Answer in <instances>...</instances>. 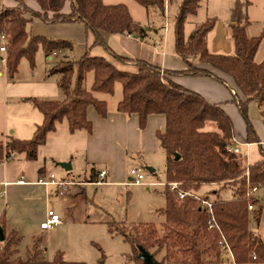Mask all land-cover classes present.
I'll list each match as a JSON object with an SVG mask.
<instances>
[{
	"label": "trees",
	"instance_id": "trees-1",
	"mask_svg": "<svg viewBox=\"0 0 264 264\" xmlns=\"http://www.w3.org/2000/svg\"><path fill=\"white\" fill-rule=\"evenodd\" d=\"M16 1L17 6L0 9V33L7 36L5 66L9 76L17 74L22 57H27L34 65L40 47L46 52L74 50L73 43L68 40L31 38L27 27L35 18L48 23L82 22L95 37L93 45L107 50L114 61L92 55L87 50L78 60L67 56L50 68L48 74L57 76L60 97L31 98L43 114V123L37 126L29 140L13 139L5 146L0 143V158L14 153H27V158H35L47 135L64 119L71 132L83 129L92 133L94 125L88 117V109L93 107L99 115L107 117L108 103L100 100L98 95L114 94L116 85L120 84L122 99L117 110L127 115L137 114L140 128L147 126L153 114L166 117L165 128L158 130L156 136L167 157V205L163 214L168 232L159 236L155 226L138 225L130 229L123 224L118 231L128 241L148 251L156 264L188 261L219 264L223 251L218 243L220 233L209 227L211 213L201 209L198 202L196 206L193 195L204 184L224 186L232 182L230 188L234 198L212 201L213 216L228 239L237 264L264 262V245L252 227L261 219L262 203L255 194L247 196L250 188L264 186V148L260 147L262 159L248 165L246 155L231 150L235 129L229 114L219 104L173 80V76H206L223 83L231 80L236 88L234 99L246 122L247 143L260 142L248 116V104L254 101L264 108V60L257 62L255 59L263 35L249 36L247 33L251 23L248 16L250 1L236 0L231 9L230 28L235 48L232 54L209 49L208 36L217 24L216 18H208L188 36L185 34V24L189 16L197 14L202 0L181 2L174 19V32L176 53L188 65L184 70L163 69L158 64L119 55L110 48L106 35H129L141 40H147L149 36V28L133 18L126 4H106L103 0ZM29 1H36L39 9L31 8ZM135 1L148 12H158L165 19V0ZM115 61L135 63L137 71L121 70ZM90 76L93 82L89 89ZM247 170L249 177L245 175ZM241 176L243 179L239 180ZM88 181H99L97 170H92ZM171 182L180 183L178 189L188 195L181 199L177 191L171 190ZM250 203L253 209H249ZM0 226L5 228L4 218L0 220ZM203 238L208 240L206 248L205 245L201 247ZM21 241L18 232L5 233V241L0 245V264H85L67 261L61 252L52 261L46 260L40 251H28L23 257L19 249ZM160 253L162 258L158 259L156 255ZM135 257L136 264H144L138 250Z\"/></svg>",
	"mask_w": 264,
	"mask_h": 264
},
{
	"label": "rangeland",
	"instance_id": "rangeland-1",
	"mask_svg": "<svg viewBox=\"0 0 264 264\" xmlns=\"http://www.w3.org/2000/svg\"><path fill=\"white\" fill-rule=\"evenodd\" d=\"M182 1L183 0L170 1L172 4L170 5L169 3L170 6L168 5L167 8L165 17L166 24L170 23L171 26L174 25V19ZM262 1L264 0H257L254 5H249L248 10H250V19L252 21L250 33L256 36L263 35L264 40V5ZM104 2L106 4H126L133 18L143 26L149 28L150 31L147 41L150 43L154 42L153 39L156 38L157 34L163 31L165 20L162 16L153 10L148 12L146 8L138 5L134 0H104ZM200 4L197 14L189 16L185 24L184 31L187 36L197 25L206 21L208 16L214 18L217 14H223L222 5H218V3H216V5H206V2L203 0ZM27 28L31 38L44 37L52 40H68L73 43L74 50H58L57 54L53 55V58L48 61L46 51L40 47L36 52L34 65L30 63L27 57H22L19 62L18 73L15 75L21 81L32 79L43 81L48 74L47 71L57 65L60 60L65 59L67 56L71 59L78 60L83 54L81 53L82 49L86 45L92 44V33L90 34L80 22L48 23L40 19H35L28 24ZM87 32L88 34H86ZM163 33L164 32H161V34ZM263 40L257 55L258 59L263 57L262 60H264ZM0 44H2L1 40ZM0 56L6 59L7 53H2ZM0 65H4L1 60ZM48 76H54L50 79L56 78L55 75L48 74ZM92 80L93 78L90 76L87 81V87L89 89ZM224 89L229 92L228 88L224 87ZM60 95L61 93L58 97H46L44 99H56L59 98ZM98 98L107 101L111 111L116 109L117 102L122 98V88L120 84L116 85L114 94H99ZM229 98L231 99H229L228 103H225L223 109L230 115L233 121L235 138L238 140V146L242 151H245V143H247V139L245 138L246 122L234 97ZM263 109L259 107L257 102L252 101L248 104V116L254 124V127L256 125L257 129H255L258 134L259 132L264 133V113H261ZM20 111L24 113L27 118L33 116L34 113L38 120L42 121L43 119L42 113L31 101L10 99L8 114L12 126L18 125V122L13 119L15 117L13 115L19 114ZM41 121H39L40 124L43 123V121ZM11 130L12 129H10V131ZM120 142L125 143L124 141ZM157 143V149L155 151H150L149 149L131 151L129 145L123 146L124 151L120 150L118 152L116 161L124 157L121 169L118 168V176L119 178H123L126 183L109 185L106 184V182L101 184L94 182L92 183L93 185L90 184L84 187L86 190L84 198L78 201L80 206L84 204L88 210L83 217L75 210L73 215L66 218L67 216L63 214L64 212H62L61 206V208H57V210L60 212L64 225L59 228L55 226L56 228L49 229L48 231L50 234L48 236L42 233L31 236L30 234H34L32 232L33 230H29L31 225L26 230L23 229L24 227H21L23 229V231H21L22 241L19 245L21 256L26 257L28 251L37 252L36 249H33L35 247H41L43 248V257L49 261H52L57 253L61 252L63 258L71 262H82L85 264H136V251L138 250L140 252L142 246L128 241L126 237L118 231V228L121 230L123 225L128 226L130 229L138 225H152L158 229L159 236H163L168 232L165 225V215L163 214V210L166 209L167 205L165 195L167 183V157L158 140ZM72 156L73 167L70 170L64 169L60 165L61 162H58V160L44 158V156H42V150H39L37 156L33 159L27 158L25 154H19L16 158L13 157V155L9 156L7 162L10 161V163L18 166L24 165L27 168V170L24 171L27 176L28 172H40L42 167H46L48 178L53 175V178L57 181L62 180V178L84 181L86 178H91L93 169L101 170L106 166L105 163H102L104 161L101 160L98 153L92 154L91 162L87 160V152L78 151L77 153H72ZM149 166L153 167L155 171L151 172L148 169ZM135 167L142 168L145 176L143 179L145 183L151 184L152 182L155 184H131L130 172L131 169ZM243 176L238 179H243ZM106 180L107 176L103 178V181ZM230 183L232 182L226 183L224 185L226 187L217 185L216 183H213L214 185L204 184L197 191L196 195L202 198H209L211 201L233 199L234 194L230 188ZM71 189L70 193H82L78 187L72 186ZM60 196L61 197L57 198L63 199L66 193ZM51 200L52 195L50 201ZM194 202V204L198 206L199 200H197V198H195ZM207 242L208 240L203 238L201 247L204 248L205 245L206 248L208 246ZM209 252L211 253L212 250ZM156 257L161 259L162 254H157ZM220 259L219 264H233L231 256L225 251H222ZM165 264L196 263L188 261L174 263L166 262Z\"/></svg>",
	"mask_w": 264,
	"mask_h": 264
},
{
	"label": "crops",
	"instance_id": "crops-1",
	"mask_svg": "<svg viewBox=\"0 0 264 264\" xmlns=\"http://www.w3.org/2000/svg\"><path fill=\"white\" fill-rule=\"evenodd\" d=\"M204 1L206 2V5H216V3H218V5H222L223 10L222 15L217 14V16H214V18L217 19V24L208 36V46L210 51L225 54L234 53L235 48L231 37L230 19L231 9L236 0ZM249 1V5L251 6L257 2V0ZM169 3L170 5L172 4L169 0L166 9L168 8ZM262 4L264 5V1H262ZM17 5L18 1L16 0H2L0 9H3L4 7H15ZM29 6L33 9H39V5L36 1H29ZM248 16L250 19V10H248ZM208 18L211 17L208 16ZM164 20V28L162 29L163 31H161L164 33L161 34V32H159L156 38L153 39V44L147 40H141L135 36L129 35L112 34L106 35L105 37L110 48L119 55L158 64L163 69H187V63L176 53L175 50L174 25L171 26L170 23H167L169 24L167 25L166 19ZM251 24L252 21L248 26L247 33L249 36H256L250 33L252 27ZM86 34H88V32ZM91 35L92 44L86 45L81 53L84 54L87 50H90L92 55L104 56L113 60V57L107 50L101 46L93 45L95 37L93 33ZM258 52L255 59L257 62H261L263 57L258 59ZM2 53L4 52H0V55ZM46 54L47 60L50 61L53 58V55L57 54V52H46ZM115 63L121 70L131 72L137 71L135 63L116 61ZM3 66L0 65V143L5 145L13 139H31L37 126L40 125L39 121H41L36 118L34 113L33 116L27 118L26 115L20 111L19 114L13 115L15 116L13 119L18 122V125L12 126L8 114V104L10 103V99L31 101V98L34 97L40 99L46 97H58L60 89L57 84V76L54 79H50L54 76H48L47 74L43 81L34 79L21 81L16 76H9L6 66ZM173 80L188 89L196 91L208 101L219 104L222 108L225 103H228L229 99H231L229 97L233 98L234 92H236V88L233 86L231 80H227V82L223 83L212 77L206 76H173ZM224 87L228 88L229 92L226 91ZM118 102L116 104V109L112 111L109 109L107 117L99 115L93 107L88 109V117L94 125L92 133L83 129L77 130L73 133L70 131L69 123L66 119L58 122L56 130L47 135L45 144L38 148V152L39 150H42V156L46 159L51 158L52 160H58V162L69 161L72 167V153H77L78 151L84 153L87 152V160L89 162H91L92 154L98 153L101 160L104 161L102 163H105L106 165L101 170H97L99 180L103 179L100 178V171L107 170V180L102 181V183L106 182V184L109 185L126 183L123 178H119L118 176V168L121 169V164L124 162V157L121 160L116 161L118 152L120 150L124 151L123 146L125 145H129L131 151L137 149H149L150 151H155L158 144L156 132L165 128L166 117L164 114H153L149 117L147 126L142 129L139 125V116L137 114L127 115L120 113L117 110ZM255 128L257 129L256 125ZM10 129L12 130L10 131ZM259 134L260 142L251 143L248 148V165H252L262 159L260 147L264 148V133L259 132ZM246 136L247 132L245 128V138L247 139ZM120 141H124L125 143H121ZM19 154L14 153L13 157L16 158ZM22 154H25L27 157V153H21L20 155ZM8 158L9 156L6 155H4L3 158H0L1 160L6 159L5 162H0V220L4 218L5 228L4 226L1 227H3L6 234L16 231L19 236H22L21 231H23V229L26 230L31 225L29 230H33L32 232L34 233L30 234L31 236H35L38 233L48 236L50 234L49 231L42 230L40 224L46 218L49 209H54L60 215L57 208H61L62 206L61 210L64 212L63 214L67 216L66 218L73 215L75 210L76 212L78 211L81 217H83L88 211L84 204L83 206H80L78 201L84 198V193L86 191L84 187L89 186L94 182L88 181L87 178L84 181H77L75 179L71 180L69 178H62V180L57 181L53 178V175L48 178L46 167H42L40 172H28L27 176L24 173V171L27 170L24 165L18 166L10 163V161L7 162ZM52 181L66 182L67 184H65V186H58L52 184ZM72 186L78 187L82 193H70ZM60 191L63 192L60 193ZM65 193L66 196H63V199L57 198ZM51 195L52 200L50 201ZM255 195L261 200L262 213L260 221L257 224H254L253 228L264 245V186L259 187ZM62 225H64V222L56 227L59 228ZM21 227L24 228L22 229ZM35 249L41 253L43 252V248L41 247H35L33 250ZM258 264H264V262Z\"/></svg>",
	"mask_w": 264,
	"mask_h": 264
},
{
	"label": "built area",
	"instance_id": "built-area-1",
	"mask_svg": "<svg viewBox=\"0 0 264 264\" xmlns=\"http://www.w3.org/2000/svg\"><path fill=\"white\" fill-rule=\"evenodd\" d=\"M166 1V5L168 4L169 0H165ZM0 40H1V43L0 44V52H4L6 53L7 52V36L4 32L0 33ZM2 63L5 65L6 64V59L3 58V60H1ZM236 92H234V95H235ZM251 145V143H245V147H246V150L245 151H242L240 149V147L238 146V140H236V138H233L232 140V146H231V150L234 151L235 153H242L244 155H246V159H247V156H248V148L249 146ZM6 159H0V162H5ZM131 177H130V183L131 184H136V185H139V184H148V185H152V184H155V183H145L144 182V174H143V170L142 168L140 167H135V168H132L131 169ZM100 175V178H104L106 177L107 175V170H102L100 171L99 173ZM245 175L247 177H249V170L246 171ZM103 179H100L97 183H102ZM48 183V182H46ZM52 184H55V185H58V186H65V184H67L66 182H55V181H52L51 182ZM179 184L178 182H171L169 183L170 187H171V190L172 191H177L180 198H184L186 195H188L187 192H184V191H181L179 190ZM259 187L258 186H254L252 188L249 189V192L247 194L248 197H251L252 195H254L257 191H258ZM63 191H60V193H62ZM195 198H197V200H199V203H200V207L201 209H205V210H208L210 213H211V221L209 223V227L210 228H215L217 229V231H219L220 233V236L221 238L219 239V245L222 247V250L225 251L226 253H228L231 258H232V261H233V264H237L236 261H235V257H234V253H233V250H232V247L228 241V239L226 238L224 232L222 231V229L220 228L219 224L217 223L215 217L213 216V203L212 201L209 199V198H202V197H198L197 195H193ZM253 208V204L250 203L249 204V209H252ZM62 223V219L60 217V215L54 210V209H49L47 211V214H46V218L41 222L40 224V227L42 230L44 231H48L49 229H52L54 228L55 226L59 225ZM2 244V242L0 241V245ZM253 257L255 258V253L252 254Z\"/></svg>",
	"mask_w": 264,
	"mask_h": 264
},
{
	"label": "water",
	"instance_id": "water-1",
	"mask_svg": "<svg viewBox=\"0 0 264 264\" xmlns=\"http://www.w3.org/2000/svg\"><path fill=\"white\" fill-rule=\"evenodd\" d=\"M176 157L178 158L179 156L177 155ZM60 165L66 170H70L72 168L70 162H61ZM148 169L151 172H154L155 170L153 167H150V166L148 167ZM0 241L1 242L5 241V232H4L3 227L1 226H0ZM140 257L143 258L144 264H156L153 259V256L148 251H146L143 247L141 248V251H140Z\"/></svg>",
	"mask_w": 264,
	"mask_h": 264
}]
</instances>
